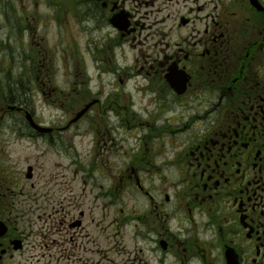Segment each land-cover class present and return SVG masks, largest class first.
I'll list each match as a JSON object with an SVG mask.
<instances>
[{"label":"flooded vegetation","instance_id":"obj_1","mask_svg":"<svg viewBox=\"0 0 264 264\" xmlns=\"http://www.w3.org/2000/svg\"><path fill=\"white\" fill-rule=\"evenodd\" d=\"M34 1L0 0V264H264V0L76 1L78 18L110 40L98 54L110 62L101 74L134 79L146 99L140 127L128 122L141 137L118 158L125 165L117 169L106 156L109 127L91 152L95 170L108 178L115 169L126 187L135 180L134 193L151 201L114 216L113 183H99L101 198L87 171L77 191V171L64 182L46 180L33 163L18 172L7 149L13 137L49 146L85 118L65 125L32 111L38 86L46 100L65 104L43 90L53 72L34 60L44 38L26 55L40 64L41 80L30 64L19 71L30 78L17 81L7 63V23L20 15L23 39L39 28L45 0ZM116 49L134 59L113 68Z\"/></svg>","mask_w":264,"mask_h":264},{"label":"rangeland","instance_id":"obj_2","mask_svg":"<svg viewBox=\"0 0 264 264\" xmlns=\"http://www.w3.org/2000/svg\"><path fill=\"white\" fill-rule=\"evenodd\" d=\"M29 1L31 5H34V0ZM37 1L40 2V0ZM76 1L45 0V6L37 3V5L39 4V12L42 14V21L39 23L42 27L41 29L40 26L32 30L27 29L24 39L18 29V25L21 23L19 17L21 16L12 17L10 23H7L9 29L5 34V37L8 39L7 42H10V44H6L8 45L7 48L4 46L2 49L9 51L6 58L8 62H6L12 64L15 68V78L17 81L21 76L19 71L27 68L30 64L31 69H34L32 78L35 79L37 76H39V80L43 78L44 73L40 71L42 69L39 68L40 64L38 66L33 62L36 58V60L41 59L47 68L50 69L52 67L53 72L49 80L50 83L43 90L57 100L61 97L66 104V110L60 112L59 104L47 101L46 95L42 93L41 87L38 86L33 91L32 111L39 120L48 122L56 120L59 122V120L62 121L74 117V113L77 112L78 107H82L90 102L91 99H87L83 95L84 93L88 94V91L101 93V95L105 96V99L99 106L97 105L92 108L90 113L94 115L86 117V120L78 128V130L80 129L79 132L75 129L65 132L58 142L55 141L54 144L50 142L49 146L45 145L42 140L35 138L31 140V144L25 138L13 137L7 149L10 151L11 158L17 166L18 172H25L27 164L33 163L36 171L43 174L42 177L46 178V180L64 182L65 178L70 176L72 171H77V177L73 182L77 191H80L83 187L81 182L84 171L93 173L92 176L97 194H100L101 198H103L105 190L102 189L103 192H99L101 188L99 183H103L102 186L106 190L113 183V205L110 209L108 208L113 216L117 210L120 212L122 209L126 212H131L133 209H137L139 212L144 211L151 201L146 198L144 201L140 200L139 196L134 193L135 190L131 188V184L126 187V183L121 182V176L116 174L115 169L112 172H109L107 169L108 178H106V175L99 173L98 170H95L100 163L98 162V165H96L95 155L91 152L100 147L102 144L101 139L104 138V130L109 127L112 138L109 139L108 136L110 144L107 146L106 156L109 157V163L117 169L125 165V160L118 158L123 153L124 156L127 153H131V146L136 147V143L141 137V135L134 134L135 132H130L136 129V126L131 128L128 122L139 126L138 119L147 118L143 111L144 107L140 104L141 101H146V99H143L133 80L129 81L126 77H123L124 84L121 85L113 75L110 77L108 74L98 76L101 70L108 68L110 62L104 61V68L99 64L101 62H96V57L91 53L92 48H90V44L99 42L110 43V40L105 38V35L93 30L91 25L85 20L78 18L75 12ZM46 6H49V9ZM34 15L37 19L40 18L38 11ZM84 24L88 26V29L85 28ZM22 26H29V22H23ZM30 31L32 32L28 34ZM37 35L38 39H36ZM39 37L45 39L41 42L42 47L39 48L41 53L38 52L39 56L35 57L33 61L26 59L36 48L37 42L40 40ZM26 39L28 43L25 42ZM111 56L115 58L113 52H111ZM116 56L118 60H125L124 62H130L134 59V55L131 56L127 49H116ZM111 64L114 68L115 64L113 62ZM105 65L107 66L105 67ZM83 70H87L90 79L84 76ZM25 76L29 79L31 72H29V76L24 74ZM79 85L81 87L80 93L77 96L70 94L71 92L69 91H73L71 87H78ZM54 89L59 90V94ZM19 91L16 90L17 95H19ZM131 94L135 104L131 101ZM20 96H17L18 99ZM138 111H143V114L140 115ZM95 116L98 117L97 121H94ZM99 119L100 121L98 122ZM103 119L106 120L103 121ZM156 127L159 126L156 125ZM123 131L129 135L123 137L125 136L123 135ZM148 133L149 136L155 134V132L151 131ZM2 140H7V138H2ZM57 150L58 153H61H56ZM60 165L61 167H59ZM69 166H76L78 168L70 169ZM86 167L90 169L88 170ZM58 170H63L66 174L65 177L63 174H56ZM168 174L172 178L175 177L173 173ZM152 181L151 176L149 182ZM118 182L120 183L118 184ZM145 182H147V178H145ZM160 183H164V180L159 181ZM137 202H140V206H137ZM134 213H137V211L134 210ZM96 216H101L99 208L96 209Z\"/></svg>","mask_w":264,"mask_h":264}]
</instances>
